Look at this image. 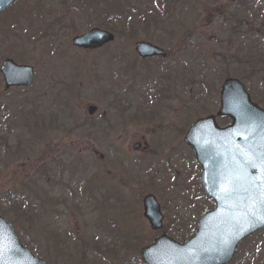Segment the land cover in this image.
Segmentation results:
<instances>
[{"label":"rangeland","instance_id":"obj_1","mask_svg":"<svg viewBox=\"0 0 264 264\" xmlns=\"http://www.w3.org/2000/svg\"><path fill=\"white\" fill-rule=\"evenodd\" d=\"M144 1L16 0L0 15V65L8 58L34 69L24 90L3 91L0 76V216L45 264H142L140 248L162 233L184 242L213 209L182 138L217 110L223 80L245 74L232 64L227 22L264 16V0H194L193 12L180 9L177 18L172 5ZM142 14L145 23L161 17V27L144 34ZM94 27L115 42L71 46ZM144 38L169 59L141 63L134 44ZM257 96L264 109V93ZM88 106L97 108L90 119ZM135 142L147 150L134 152ZM148 194L164 217L158 232L142 217ZM229 264H264V230Z\"/></svg>","mask_w":264,"mask_h":264},{"label":"water","instance_id":"obj_2","mask_svg":"<svg viewBox=\"0 0 264 264\" xmlns=\"http://www.w3.org/2000/svg\"><path fill=\"white\" fill-rule=\"evenodd\" d=\"M12 3L0 0V12ZM113 41L110 32L93 28L71 43L95 50ZM135 51L141 58L165 55L143 42L136 43ZM32 72L31 67L6 59L0 66L4 90L29 86ZM95 111L94 106L86 108L88 116ZM222 117L230 120L225 127L216 122ZM183 143L201 168L203 195L214 202V208L200 218L194 236L184 244L163 234L139 250L140 259L143 264H227L238 245L264 229V110L252 102L240 81L228 78L220 88L217 112L194 122ZM139 147L137 143L133 149ZM142 203L151 230H160L163 217L156 199L147 195ZM0 264H44L20 245L12 226L1 217Z\"/></svg>","mask_w":264,"mask_h":264},{"label":"trees","instance_id":"obj_3","mask_svg":"<svg viewBox=\"0 0 264 264\" xmlns=\"http://www.w3.org/2000/svg\"><path fill=\"white\" fill-rule=\"evenodd\" d=\"M174 10L177 18L175 7ZM238 17L233 18L229 24L231 28L228 38L236 46V50L231 51L230 58L232 64H240L239 69L245 73L243 76H239L241 73L237 74L236 77L248 84L252 93L256 91L259 95L264 93V16H255L253 19ZM257 95H254L256 98L253 100H259Z\"/></svg>","mask_w":264,"mask_h":264},{"label":"flooded vegetation","instance_id":"obj_4","mask_svg":"<svg viewBox=\"0 0 264 264\" xmlns=\"http://www.w3.org/2000/svg\"><path fill=\"white\" fill-rule=\"evenodd\" d=\"M69 1H71V0H69ZM182 2H184V0H181ZM148 6H151V7H157V8H159V6H162L163 8H165L166 6H168V5H171V4H173V2H174V0H145L144 1ZM71 4H73V3H76V2H73V1H71L70 2ZM223 3L224 4H227V5H229V6H233V7H240V6H242L243 4H244V0H241V1H238V2H230L229 0H223ZM77 4V3H76ZM144 15L145 14H142V20H141V23H140V29H141V31L144 33V34H146V30L149 28V27H154V29L156 28L157 29V27H159V25H158V23L157 22H153L154 20H148L149 21V23H145V18H143L144 17ZM153 24H154V26H153ZM157 26V27H156ZM150 29V28H149ZM165 39L166 40H171L170 38H169V33H166L165 32ZM140 41H144V42H148V43H151L152 45H155V43H153V42H151V41H149L147 38H144L143 40H140ZM156 46V45H155ZM166 53H165V55L164 56H155V57H147V58H141V57H138L139 58V60H141L140 62L141 63H144V62H148V61H154V60H157V61H160V62H166L168 59H169V54L171 53L170 51H165ZM169 53V54H168ZM175 53V52H174ZM97 114V113H96ZM96 114H94L92 117H90V118H93ZM89 118V119H90ZM118 119V118H117ZM119 120H121L120 118L118 119V121ZM105 122V124H106V121H104ZM106 126L108 127L109 125H107L106 124ZM111 127H113L112 125H110ZM110 127V128H111ZM110 128H108V129H110ZM124 129V128H123ZM122 129H120L119 131H121ZM118 131V132H119ZM122 133V132H121ZM119 134V133H118Z\"/></svg>","mask_w":264,"mask_h":264}]
</instances>
